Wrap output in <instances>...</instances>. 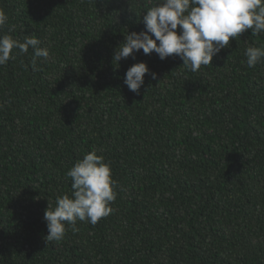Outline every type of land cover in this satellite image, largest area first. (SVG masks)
<instances>
[{
  "label": "trees",
  "instance_id": "1",
  "mask_svg": "<svg viewBox=\"0 0 264 264\" xmlns=\"http://www.w3.org/2000/svg\"><path fill=\"white\" fill-rule=\"evenodd\" d=\"M154 0H0V36L49 57L0 66V264H264V60L251 30L197 72L173 55L114 50ZM179 34V26L177 29ZM145 62L137 95L126 70ZM116 182L113 211L47 242L46 208L89 151Z\"/></svg>",
  "mask_w": 264,
  "mask_h": 264
},
{
  "label": "clouds",
  "instance_id": "2",
  "mask_svg": "<svg viewBox=\"0 0 264 264\" xmlns=\"http://www.w3.org/2000/svg\"><path fill=\"white\" fill-rule=\"evenodd\" d=\"M144 13V29L127 33L114 50L112 61L117 64L129 56L135 59L134 53L142 50L145 55L156 53L160 60L175 55L183 61L185 69L197 72L229 46L230 38L236 39L246 30H251L253 36L264 33V0H154V5ZM7 20L8 16L0 10V27ZM40 44L34 35L25 36L23 42L7 34L0 36V66L15 58L13 49L27 53L31 47L35 70L37 58L49 57L48 49L39 47ZM244 55L247 66L254 67L264 60V46H249ZM145 74L153 80L157 78L145 62L134 63L126 70L123 83L139 95ZM66 175L71 178V197L58 196L55 207L48 205L43 214L47 242L61 241L66 223L74 226L79 220L95 225L113 211L110 204L116 198V182L103 156L89 151Z\"/></svg>",
  "mask_w": 264,
  "mask_h": 264
}]
</instances>
